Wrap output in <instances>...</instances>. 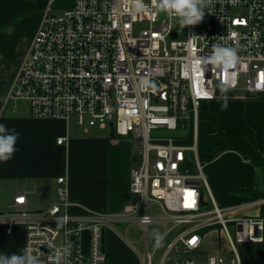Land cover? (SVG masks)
I'll return each mask as SVG.
<instances>
[{
    "label": "built area",
    "instance_id": "2783aa9c",
    "mask_svg": "<svg viewBox=\"0 0 264 264\" xmlns=\"http://www.w3.org/2000/svg\"><path fill=\"white\" fill-rule=\"evenodd\" d=\"M55 1H47L7 100H25L36 118H74L85 130H111L112 123L115 136L130 137L139 157L130 173L134 199L120 212L76 214L62 175L54 202L32 210L26 193H15L0 225H23V249L43 264H54L55 249L68 245L63 264H106L109 230L130 245L139 264H202L191 257L168 262L202 252L211 229L226 235L234 256L227 262L220 251L207 264H243L236 242L260 244L264 264V178L259 197L220 205L197 149L202 104L218 98L224 83L233 96L243 91L264 102V0H212L203 20L184 29L154 8L132 15L129 0H73L59 14L52 12ZM215 45L238 49L234 68L203 63ZM143 77L158 87H140ZM189 137L193 143H183ZM154 231L163 237L159 248Z\"/></svg>",
    "mask_w": 264,
    "mask_h": 264
},
{
    "label": "crops",
    "instance_id": "0c3cea01",
    "mask_svg": "<svg viewBox=\"0 0 264 264\" xmlns=\"http://www.w3.org/2000/svg\"><path fill=\"white\" fill-rule=\"evenodd\" d=\"M65 1L64 8L72 5L73 0ZM7 15L0 14V21ZM39 21L38 17L30 36H22L16 21L0 31V124L20 133L13 158L0 162V213L12 208L14 194L18 192L26 193L32 210L49 206L56 199L57 178L62 175L68 178L74 213L120 212L134 199L130 173L139 157L130 137L111 135L110 128L108 135L91 128L77 133L71 121L36 118L25 100H7L14 74ZM250 103L258 105L254 100ZM254 113L253 131L242 139L232 137L219 127L232 138L247 145L254 144L261 151L264 148V102ZM60 136H67L62 144L57 142ZM215 136L211 144L219 140V135ZM205 164V177L211 191H216L224 201L234 200L243 190L256 187V166L234 147L220 151ZM237 172L238 179H234ZM85 238L88 240L87 233ZM24 239L23 225H0V254H21ZM105 248L106 264H139L123 238L111 230L105 233Z\"/></svg>",
    "mask_w": 264,
    "mask_h": 264
},
{
    "label": "rangeland",
    "instance_id": "374dc122",
    "mask_svg": "<svg viewBox=\"0 0 264 264\" xmlns=\"http://www.w3.org/2000/svg\"><path fill=\"white\" fill-rule=\"evenodd\" d=\"M47 1L48 0H0V14L2 13L8 14L5 19L0 21V23H2L12 14L18 13L16 22L19 23L20 32L21 34H23L22 36H30L33 30L35 29V25L37 23L38 17L41 18L43 14V10L45 9L47 5ZM65 2H66L65 0H56L55 3L53 4L52 12L55 14L62 13L65 9H67V8H64ZM243 93H244L243 91H238L237 95L233 96V94L228 92L227 93L229 97L228 108L223 111L221 110V104L223 103V101L219 98L220 96L218 98L210 100L209 103H207L209 105V108L216 114L218 118V127L220 126L222 129L230 133L232 137L236 139L238 138L240 139L241 137H246L247 136L246 134H250L253 131V124H254V118H255L254 111L256 110V108H258V105L263 102L262 98H246ZM246 100H250V101H246ZM252 100L258 102V105L255 104L257 105L256 108H255V105L254 106L251 105L253 104V103H250ZM71 126L75 132L77 133L83 132L82 127H78L77 125H75L74 118L71 119ZM90 128L94 130L95 132H103L107 135L109 134L108 127L100 128L98 126H94ZM214 134L219 135V140L216 142H213L212 144L221 142L224 140L223 135L221 134V131H219L217 127L210 121L208 109L201 108L199 112L197 149H198V154L200 156L201 163L203 164L204 173H206L205 162L208 161L205 155L207 154L208 147H211L212 145L211 144L212 139L216 137ZM221 136H222V139H221ZM183 143L192 144L193 138L189 137L187 140L183 141ZM263 149L261 151L258 150V152L261 155H262ZM192 171L193 172L195 171L194 166L192 167ZM233 176H234L233 178L236 179L238 177V172ZM255 177H256L255 179L256 187L262 188L263 186L262 166H256ZM213 191H212L213 196L216 202L220 205L240 202L242 201L243 196L252 197L251 194L249 195L247 192L242 191L241 196L239 195L238 198L234 200L224 201L220 198V196L217 195L216 191L214 192ZM206 200L208 202L210 201L208 190H206ZM11 209L12 208H8L7 210H11ZM118 226L120 227L121 231L124 234H126V225L123 223H119ZM137 228H139V226ZM135 229H136L135 227H132L131 230L128 231V234L131 238L132 236H134L132 230H135ZM124 242L128 245V243L125 240ZM128 246L130 247V245ZM236 246L241 255L243 264H262L261 262L262 254H261L260 244L251 243V242H243V243L236 242ZM130 250H131V254H133V256L137 258V255L131 249V247H130ZM201 250L202 252H199V253L177 254L173 258H171V260L168 263H172V261L179 259V258L191 257V258L196 259L198 262L202 264H207L209 261V257L213 255H219L218 252L220 251L224 252L223 256L227 262L231 261L234 256L233 252L230 249V243L226 235H224L223 233L215 229H211L207 231L204 237L203 244L201 246ZM124 252L126 251L124 250ZM131 259L133 258L131 257Z\"/></svg>",
    "mask_w": 264,
    "mask_h": 264
},
{
    "label": "clouds",
    "instance_id": "9594fccd",
    "mask_svg": "<svg viewBox=\"0 0 264 264\" xmlns=\"http://www.w3.org/2000/svg\"><path fill=\"white\" fill-rule=\"evenodd\" d=\"M212 0H151V5L146 4L145 0H129L131 14L134 16L143 15L152 8L157 12L163 13L180 29L186 26L199 24L204 16L205 9L209 8ZM239 62L238 49L236 47H226L215 45L211 54L203 58L204 64H211L224 71L234 68ZM139 86L145 89H156L158 85L148 77H143L139 81ZM230 84L224 83L220 88V99L223 101L221 110L228 108ZM20 133L15 128L9 129L7 125L0 124V162H8L17 151V141ZM146 219V218H145ZM153 237L155 247L161 246L163 237L159 232L154 231ZM71 255V247L61 246L55 249L54 264H63L66 257ZM0 264H43L38 255H34L31 248L23 249L21 254H0Z\"/></svg>",
    "mask_w": 264,
    "mask_h": 264
},
{
    "label": "trees",
    "instance_id": "16d2710c",
    "mask_svg": "<svg viewBox=\"0 0 264 264\" xmlns=\"http://www.w3.org/2000/svg\"><path fill=\"white\" fill-rule=\"evenodd\" d=\"M24 12V11H23ZM18 16V13H14L11 16H9L6 20H4L2 23H0V31L12 24L16 21ZM202 108L208 109L209 111V119L210 121L217 127L219 131H221V134L223 135V141L217 142L211 145L209 148V151L205 155L206 159L212 160L214 157L222 150L235 147L238 150H240L243 154L248 155L250 157V161L256 165V166H262V172H263V178H264V158L263 156L258 152L255 145H246L234 138H232L230 135L225 133L218 127V118L216 114L209 108V105L207 103L202 104ZM244 192H247L249 195L251 194L252 197H259L262 194L261 188H247L243 190Z\"/></svg>",
    "mask_w": 264,
    "mask_h": 264
},
{
    "label": "water",
    "instance_id": "95a60500",
    "mask_svg": "<svg viewBox=\"0 0 264 264\" xmlns=\"http://www.w3.org/2000/svg\"><path fill=\"white\" fill-rule=\"evenodd\" d=\"M172 36L176 37V32H173ZM110 127H111V135H114V132H113V124L112 123L110 124Z\"/></svg>",
    "mask_w": 264,
    "mask_h": 264
}]
</instances>
